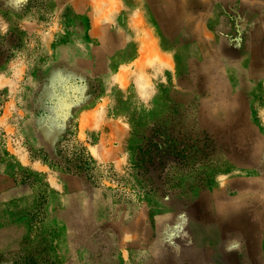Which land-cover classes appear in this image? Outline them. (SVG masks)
Segmentation results:
<instances>
[{"label":"rangeland","instance_id":"1","mask_svg":"<svg viewBox=\"0 0 264 264\" xmlns=\"http://www.w3.org/2000/svg\"><path fill=\"white\" fill-rule=\"evenodd\" d=\"M49 3L0 0V62L35 58L29 29L51 18ZM140 7L162 23L170 9L178 30L151 29L154 40L135 61L122 52L124 40H109L108 60L94 62L92 77L79 72L75 87L54 65L36 101L47 97L50 117L32 131L17 115L7 135L0 128V229L24 231L0 251V264H264V53L253 46L262 40L264 0H142ZM40 67L26 68L20 93L37 86L28 75L41 78ZM75 104L103 105L125 125V146L115 147L121 166L88 152L96 135L75 141L62 116ZM18 150L106 204L108 215L88 223L77 252H62L58 238L65 195H51L45 175L22 167Z\"/></svg>","mask_w":264,"mask_h":264},{"label":"crops","instance_id":"2","mask_svg":"<svg viewBox=\"0 0 264 264\" xmlns=\"http://www.w3.org/2000/svg\"><path fill=\"white\" fill-rule=\"evenodd\" d=\"M141 3L142 0H50L51 18L39 17L38 27L33 30L29 29L36 33L37 55L35 58L31 57L29 61L14 53V58L9 62H0V94L4 96V99L1 100V131L7 135L9 130H13L12 121L16 120V115L21 122L20 125H27L30 131L36 121L47 120L50 117L46 104L47 97H41L42 103L39 105H36V101L39 95L42 96L44 85L47 82L51 83L54 65L65 67L67 79L75 87L79 72L85 77L88 75L92 77L95 69L94 62L103 63L108 60V56L105 54L106 57L103 58V55L108 49L109 40L114 43L116 39L124 40V43L120 44L124 45L122 52L126 53L127 59L135 61L138 54H141L140 46L152 44L154 39L151 29L165 27L173 34V31L178 28V26L175 28L173 13L170 9L165 10L164 16L166 17L162 23L154 13H151L150 19L145 18L142 15ZM262 22L264 23V17ZM260 28L263 41L255 42L253 45L254 47L262 46L263 51L260 48L257 49L259 55L264 53V27L262 24ZM188 29V24L180 28L181 31L189 35ZM100 47L102 48L99 49ZM131 48L134 51L131 52ZM12 49L14 51L18 48L14 46ZM35 65L38 67L41 65L42 77H35L33 73H31L33 76L28 75L31 81L35 80L37 86L35 84L34 89L30 88L27 91L28 94L20 93L21 82L27 76L26 68L29 67V71L31 69L33 72ZM115 76L122 78L124 74L118 72ZM62 116L70 122L71 127L75 128L74 137L76 139H74L76 142L82 143V140L86 139V135H96L95 144L87 149L95 159L119 163L120 166L123 164L119 150H116L115 147L120 149L122 145L125 146L126 128L119 118H109L107 107L101 105L95 109V106L88 104L80 107L75 104ZM17 154L22 167L28 166L29 170L45 175L51 195L60 197L61 201L62 196L65 195L66 199L61 204L62 214L60 216V221L65 225L64 233L60 234L58 238L64 244L65 249L62 252L71 249L74 253L77 252L82 246L81 244L89 239V235L85 232L88 229V223L89 226L93 225L100 220L102 214L108 215L106 204L102 203L100 197L97 198L98 195L95 191L88 190L79 180L75 179V186L71 188L57 174L51 172L48 164L30 161L28 156L23 155L20 150ZM101 208L104 209L103 212H100ZM64 211L65 214L68 213L69 217L63 213ZM72 223L75 225L72 226ZM22 229V226L21 229H15L12 225L8 226L4 232L0 229V251H8L12 248L13 245H8L10 243L8 241L22 237L24 231L19 233ZM3 233L4 235H2Z\"/></svg>","mask_w":264,"mask_h":264},{"label":"bare ground","instance_id":"3","mask_svg":"<svg viewBox=\"0 0 264 264\" xmlns=\"http://www.w3.org/2000/svg\"><path fill=\"white\" fill-rule=\"evenodd\" d=\"M102 2V1H101ZM104 2V1H103ZM111 2V1H110ZM103 4V3H102ZM108 6H109V3L107 2ZM101 15V14H100Z\"/></svg>","mask_w":264,"mask_h":264}]
</instances>
